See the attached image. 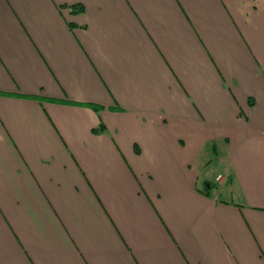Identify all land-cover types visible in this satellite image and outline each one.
I'll return each instance as SVG.
<instances>
[{"label": "crops", "instance_id": "1", "mask_svg": "<svg viewBox=\"0 0 264 264\" xmlns=\"http://www.w3.org/2000/svg\"><path fill=\"white\" fill-rule=\"evenodd\" d=\"M0 264H264V0H0Z\"/></svg>", "mask_w": 264, "mask_h": 264}, {"label": "rangeland", "instance_id": "2", "mask_svg": "<svg viewBox=\"0 0 264 264\" xmlns=\"http://www.w3.org/2000/svg\"><path fill=\"white\" fill-rule=\"evenodd\" d=\"M210 173H212V176L216 175L217 172H220L222 168L216 164V156L211 152L210 153Z\"/></svg>", "mask_w": 264, "mask_h": 264}, {"label": "trees", "instance_id": "3", "mask_svg": "<svg viewBox=\"0 0 264 264\" xmlns=\"http://www.w3.org/2000/svg\"><path fill=\"white\" fill-rule=\"evenodd\" d=\"M73 11H75L76 13H81L83 11V8L78 7L77 9L73 8Z\"/></svg>", "mask_w": 264, "mask_h": 264}, {"label": "built area", "instance_id": "4", "mask_svg": "<svg viewBox=\"0 0 264 264\" xmlns=\"http://www.w3.org/2000/svg\"><path fill=\"white\" fill-rule=\"evenodd\" d=\"M222 181V177L221 176H217L215 179L216 183H220Z\"/></svg>", "mask_w": 264, "mask_h": 264}]
</instances>
